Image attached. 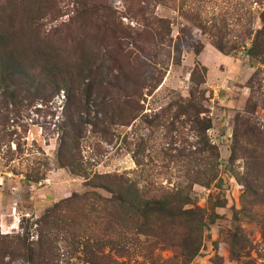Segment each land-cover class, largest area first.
I'll return each mask as SVG.
<instances>
[{
	"label": "rangeland",
	"instance_id": "obj_1",
	"mask_svg": "<svg viewBox=\"0 0 264 264\" xmlns=\"http://www.w3.org/2000/svg\"><path fill=\"white\" fill-rule=\"evenodd\" d=\"M263 14L264 0H0V264H25L48 214L91 221L81 196L108 195L85 177L99 186L104 175L143 198L192 188L207 226L191 264H264V63L243 50ZM216 44L225 46L221 63L211 57ZM205 49L212 77L197 59ZM11 58L21 68L9 80L2 67ZM190 92L204 94L201 116L219 155L209 190L185 177L202 167L187 158L200 146L173 105ZM63 226L54 247L78 264ZM104 227L98 220L87 231ZM234 235L246 246L240 259L230 254ZM153 256L174 252L159 246Z\"/></svg>",
	"mask_w": 264,
	"mask_h": 264
},
{
	"label": "trees",
	"instance_id": "obj_2",
	"mask_svg": "<svg viewBox=\"0 0 264 264\" xmlns=\"http://www.w3.org/2000/svg\"><path fill=\"white\" fill-rule=\"evenodd\" d=\"M261 20V29L254 33L249 46L243 50L248 57L263 64L264 14ZM158 43L163 44L161 41L155 44ZM214 47L218 52L225 53V46L216 44ZM236 48L235 45L231 46L232 50ZM198 53L195 52V54ZM6 64V67H2L6 79H14L21 68L18 59L11 58L9 62L6 61ZM87 72L88 68L85 65L82 73L85 76ZM69 82L68 85L71 88V78ZM159 84L160 82L157 81L152 86L153 89ZM120 94L128 100L133 99L134 96L137 97L134 93L128 95L127 91H122ZM67 95L69 97V94ZM198 95L199 97L195 98L190 92L187 99L179 98L180 103L175 102L173 105L180 108V113L176 116L188 118L187 122L191 126V131L198 139L196 146H200L199 150L189 152L187 158L190 161L195 160L202 167L198 170H188L185 177L192 185L197 184L209 190L218 177L219 155L217 148L210 145L206 134L211 128V119L207 115L201 116L205 114L200 104L204 94L198 93ZM187 122L184 121V123ZM208 154L210 158L212 157L215 166L211 169ZM204 163L209 165L205 166ZM96 179L104 183L97 186L98 184H94L92 180L85 177L86 186L101 189L108 198H102L94 192H86L81 196L80 199L86 202L88 211L91 213V221L85 220L87 225H81L73 223L71 219L57 220L53 218V215H46L39 223H43L44 229L48 232L42 244L38 242L37 247L25 249L28 252V255L24 254L25 264H70L69 260L61 257L63 255H59V249L53 244L55 232H58L61 224L64 226L60 231L72 239V246L66 253L77 259L78 264H147L146 262L148 264H191L198 256L202 246L203 231L207 226V215L204 210L194 205L190 186H178L163 191L159 196L143 198L128 185L126 179L111 175L96 176ZM39 181L40 179L36 178L33 182ZM59 210H61L60 205L54 207V212L57 213ZM98 220L103 221L104 231L88 232L87 226L93 229ZM121 229L123 232L120 231ZM142 239L145 240L142 241ZM234 239L230 254L234 259H240L246 246H243L240 235H234ZM159 246L162 249H170L174 252V257L162 262L156 261L153 250Z\"/></svg>",
	"mask_w": 264,
	"mask_h": 264
},
{
	"label": "crops",
	"instance_id": "obj_3",
	"mask_svg": "<svg viewBox=\"0 0 264 264\" xmlns=\"http://www.w3.org/2000/svg\"><path fill=\"white\" fill-rule=\"evenodd\" d=\"M206 52H207V50L205 49L204 52L200 53V55L197 57V59L204 67H206L208 69V71H207L208 76L212 77L213 76V72L212 71L214 70V68L211 65L208 64V62H207L208 55H206ZM211 57L213 58L214 61H217L219 63L222 62V57L223 56L219 52L213 51V54L211 55ZM209 87H210V89H213L214 92H215V89L221 88L220 86H217V85L216 86L212 85V86H209ZM0 222H1V219H0Z\"/></svg>",
	"mask_w": 264,
	"mask_h": 264
}]
</instances>
